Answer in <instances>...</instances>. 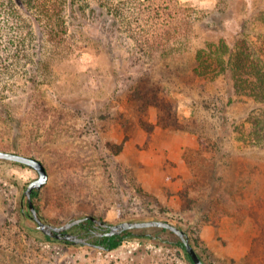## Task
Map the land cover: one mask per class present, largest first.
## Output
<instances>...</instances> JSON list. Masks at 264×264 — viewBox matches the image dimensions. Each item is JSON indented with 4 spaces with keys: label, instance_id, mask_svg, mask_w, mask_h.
Instances as JSON below:
<instances>
[{
    "label": "rangeland",
    "instance_id": "obj_1",
    "mask_svg": "<svg viewBox=\"0 0 264 264\" xmlns=\"http://www.w3.org/2000/svg\"><path fill=\"white\" fill-rule=\"evenodd\" d=\"M97 1L69 9V35L44 45L39 86L17 77L0 91L8 96L0 150L36 157L50 175L34 197L40 214L54 225L87 215L109 224L170 221L206 264H264V146L248 140L249 118L264 114V104L233 93L225 76L191 72L206 41L234 46L243 33L264 41V0H181L196 17L190 47L164 61L140 53L106 10L93 9ZM166 65L184 70L171 86L170 125L134 99L140 78ZM38 177L0 160V264H192L179 237L158 228L138 229L115 250L47 241L23 218L25 192Z\"/></svg>",
    "mask_w": 264,
    "mask_h": 264
},
{
    "label": "trees",
    "instance_id": "obj_2",
    "mask_svg": "<svg viewBox=\"0 0 264 264\" xmlns=\"http://www.w3.org/2000/svg\"><path fill=\"white\" fill-rule=\"evenodd\" d=\"M83 1L92 7L88 0ZM97 2L98 6L93 9L106 10L112 16V25H116L118 31L125 32L135 42L139 52L147 58L164 61L189 50L196 17L191 8L181 0ZM85 4L80 0H0V91L10 89V83L14 86L17 77H27V82L33 83L35 87L39 86L38 79L47 65L43 59L46 48L44 45L62 43L70 31L68 10L76 8L82 12L86 9L85 6L87 7ZM262 52L264 41L252 42L245 33L234 46L224 38L206 41L195 50V63L191 72L195 79L200 80H214L225 76L232 86L233 93L248 96L264 104ZM183 71L180 67L159 66L151 71L153 77H145L150 74L148 72L140 78L134 92V99L142 100L144 104L160 110L166 125H170L175 119V100L172 94L177 90L171 89V86L178 85V79L184 76ZM6 97L0 98V106ZM5 117L8 119L9 114ZM239 134H242V131ZM248 140L255 146H264L263 113L254 114L249 118ZM40 194L35 192L33 197ZM38 210L40 211V208ZM23 214L24 219L31 218L30 213ZM84 223L88 226L95 224L91 220ZM153 228L158 227L142 229ZM158 229L160 232L177 236L167 229ZM137 230H128L120 235L104 238L99 243L105 245L106 250H115L124 241L135 237ZM41 233L47 241H59ZM142 236L150 239L156 237L149 234H139L138 237ZM178 244L192 262L181 239ZM200 257L204 261L201 255Z\"/></svg>",
    "mask_w": 264,
    "mask_h": 264
},
{
    "label": "water",
    "instance_id": "obj_3",
    "mask_svg": "<svg viewBox=\"0 0 264 264\" xmlns=\"http://www.w3.org/2000/svg\"><path fill=\"white\" fill-rule=\"evenodd\" d=\"M0 160H6V161L22 164L38 172L39 177L29 184L25 192V201L27 202L28 205V210L31 216V220H33L36 227L46 236L58 240L69 241L72 242L73 244L92 245L87 238L81 236L80 234L74 233L71 230H73L75 227L81 225L82 223L88 220L93 221L98 226H101L103 228H108L109 231L107 233L101 234L108 236L120 235L128 230L158 227L173 232L181 239L186 249V252L189 254L194 264H206L202 260L198 252L195 250V248L193 247L187 232L170 221H165V220L125 221L119 224H109L108 222L101 220L92 215H87L82 218L73 219L63 225H54L52 223L45 221V219L40 214L38 208L36 207L33 197L35 192L41 191L49 182L50 175L45 163L36 157L23 155L16 152L4 151V150H0ZM93 246L98 247L99 249H105L102 245H93Z\"/></svg>",
    "mask_w": 264,
    "mask_h": 264
},
{
    "label": "flooded vegetation",
    "instance_id": "obj_4",
    "mask_svg": "<svg viewBox=\"0 0 264 264\" xmlns=\"http://www.w3.org/2000/svg\"><path fill=\"white\" fill-rule=\"evenodd\" d=\"M78 229H79V231H78ZM71 231L74 233L80 234L81 236L87 238L91 242L92 245H102L104 248H106V246L103 244H100L99 242L104 238L113 237V236H108V235H101L103 233H107L109 231V229L103 228V227L98 226L96 224H94L92 226H88L85 223H82L81 225L75 227Z\"/></svg>",
    "mask_w": 264,
    "mask_h": 264
}]
</instances>
